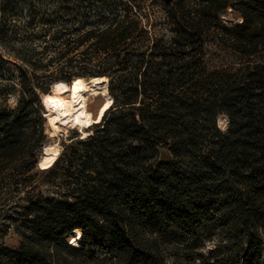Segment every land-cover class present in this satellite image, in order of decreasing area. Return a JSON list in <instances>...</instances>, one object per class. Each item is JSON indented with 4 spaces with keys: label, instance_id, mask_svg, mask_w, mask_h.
I'll list each match as a JSON object with an SVG mask.
<instances>
[{
    "label": "trees",
    "instance_id": "1",
    "mask_svg": "<svg viewBox=\"0 0 264 264\" xmlns=\"http://www.w3.org/2000/svg\"><path fill=\"white\" fill-rule=\"evenodd\" d=\"M88 2L99 13L75 14L50 41L3 39L21 94L0 111V185L26 187L35 169L36 88L106 76L113 103L43 169L58 194L30 188L20 243L0 241V264L78 253L103 264H264V0ZM227 9L241 21L224 22ZM218 49L240 61L213 65ZM77 229L80 248L65 239Z\"/></svg>",
    "mask_w": 264,
    "mask_h": 264
},
{
    "label": "rangeland",
    "instance_id": "2",
    "mask_svg": "<svg viewBox=\"0 0 264 264\" xmlns=\"http://www.w3.org/2000/svg\"><path fill=\"white\" fill-rule=\"evenodd\" d=\"M88 0H0V111L4 109H13L18 103L21 94L20 86V73L19 61L15 60L12 56H8L3 39L13 37V34L17 31L22 33L20 36L13 39L17 42H34L41 43L44 41H50L53 37V33L64 21L73 20L75 14H82L87 16L88 12L98 14L99 11L96 8L90 7L85 9L88 5ZM228 12L221 16L224 22H240L241 17L233 12L231 9H227ZM57 13L58 18L52 19V15ZM97 16H91V19L95 21ZM43 26L48 29L46 32H38L34 34L32 31H25L27 27L40 28ZM51 27V28H49ZM240 61L231 51L225 49H218L216 56L212 58L211 63L213 65H231L234 62ZM54 67V66H53ZM40 76L38 81L40 83L48 80L47 76L42 74L41 70L37 71ZM68 84L67 82H54L49 85V91L43 92L36 88V105L37 110L40 112V118L38 119L37 128L42 130L43 139L37 148L35 156V169L28 171L25 176L29 177L26 187L13 188L16 184L8 183V180L4 181L0 185V241L8 246H16L19 242L20 230L17 228V221L19 219L20 208L19 205L25 202L27 192L33 188L30 192L41 193L45 195L57 196L58 190L54 183H52L51 177L42 173L43 169H39L37 160L41 152L47 148L49 143L57 142L59 144L60 152L62 151L63 144L68 143L71 139L81 137V132L77 128H69L67 133H60L57 137H51L47 126V120L45 118V105L44 97L52 94L57 90L58 85ZM66 90H62V94H65ZM102 102L101 97L93 98L89 102V106L93 112H96L99 104ZM228 121L225 118H221L218 121L219 126L224 129ZM95 125L89 129L91 133L94 130ZM80 136V137H79ZM82 138V137H81ZM14 185V186H12ZM31 188V189H30ZM64 189V188H61ZM63 191V190H62ZM60 194V192H59ZM70 232L66 236L67 241H71L74 237ZM218 239L217 235L209 241H205L200 245V249L208 251L213 247L214 243ZM76 247H81L80 239L75 242ZM102 255L96 254L94 258L86 255L78 254H64V259L67 264H103L99 263ZM172 258L168 257V261L171 262Z\"/></svg>",
    "mask_w": 264,
    "mask_h": 264
},
{
    "label": "bare ground",
    "instance_id": "3",
    "mask_svg": "<svg viewBox=\"0 0 264 264\" xmlns=\"http://www.w3.org/2000/svg\"><path fill=\"white\" fill-rule=\"evenodd\" d=\"M66 90L62 94V90ZM57 90L44 97L45 118L51 137L60 133H67L69 128H77L84 138L90 134L89 129L100 123L105 112L112 106L113 98L108 90V78L95 76L88 79L75 77L65 85H58ZM101 97L96 112H93L89 102L93 98ZM38 159L39 168L51 167L59 156L60 148L57 142L49 143ZM72 243L81 237L77 229L73 232Z\"/></svg>",
    "mask_w": 264,
    "mask_h": 264
},
{
    "label": "water",
    "instance_id": "4",
    "mask_svg": "<svg viewBox=\"0 0 264 264\" xmlns=\"http://www.w3.org/2000/svg\"><path fill=\"white\" fill-rule=\"evenodd\" d=\"M41 155H42V152H40V154H39V156H38V159L40 158ZM37 163H38V166H39V163H40V162H38V160H37ZM39 169H41V168H39Z\"/></svg>",
    "mask_w": 264,
    "mask_h": 264
}]
</instances>
